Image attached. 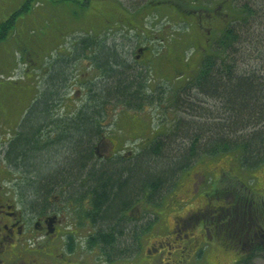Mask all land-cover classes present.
I'll list each match as a JSON object with an SVG mask.
<instances>
[{"label": "rangeland", "instance_id": "obj_1", "mask_svg": "<svg viewBox=\"0 0 264 264\" xmlns=\"http://www.w3.org/2000/svg\"><path fill=\"white\" fill-rule=\"evenodd\" d=\"M145 1L40 0L28 13H22L17 18L9 36L0 42V160H3L11 176L7 183L13 180L12 183L18 185L21 195L27 197L24 205L37 208L38 204L47 203L46 200L38 203L33 201L35 197L31 188L36 185L37 171L44 175L54 171L47 168L43 158L54 155L62 147H46L39 158L34 156L32 161L36 164L35 171L30 166L25 169L23 164L9 161L7 140L14 137V128L30 110L33 97L44 95L49 75L65 62L69 64L66 80L58 90V100L52 106L50 119H59L55 117L60 108L67 107L63 121L76 120L77 111L86 102L83 84L87 79L97 82L102 78L99 71L91 68L86 58L80 62L75 61V42L80 37H100V43L103 41V45H108L106 47L116 52L121 61L127 64L128 71L138 72L136 74L139 77L142 72V81L148 86V93L149 89L158 92L152 96L154 99L158 97V101L152 105H145L138 110L116 103L114 112L110 110L109 115H106L102 125V140L100 137L94 147L100 140L102 144L109 141L115 143L120 155L109 160V163H133L137 159L136 155L124 158L128 150L135 153L140 150L137 155L141 156L148 150L147 145L154 137L168 129L170 134L156 139L166 142L163 157L175 161L174 157L177 156L179 161L187 156L186 147L190 146L181 137L182 134L195 131L201 124L203 131L213 128V120L200 116L207 113L204 108L212 107L216 102L207 95L188 89L191 81L186 79L197 70L205 53L212 52L214 40L233 21L235 10L231 0H197V3L194 0H174L173 4L165 3L158 7L151 5L135 12L137 4L141 5ZM25 2L0 0V22L19 11ZM221 4V12L215 14L214 11ZM191 10L194 13H189ZM63 32L66 34L62 45L60 40ZM207 34L211 36V43L207 41ZM144 46L149 47V52L141 53L138 50ZM90 50L93 52L92 48ZM250 67L258 70L255 64ZM187 92L191 94L190 99L183 97ZM176 94L179 98L173 109L170 99ZM18 101L20 103L16 105ZM175 117L176 122L173 121ZM175 123L178 127L180 125V129L173 132ZM60 129L66 135V127ZM46 132L51 136L49 139L56 136L51 128ZM143 146H146L144 151L141 150ZM40 147L43 146L38 145ZM189 159L190 166L183 173L177 174L174 184H169L159 199L160 204L150 207L146 203L140 207L143 225L156 220L154 228L144 237V249L148 240L166 237L164 231L172 229L175 220L205 206L208 199L217 203L213 198L217 190H228L226 192H229L227 197L230 200H242L244 197L245 202H252L253 207L264 209V161L252 170H245L232 154H221L219 157L195 154ZM93 160L96 167L104 163V160L96 156ZM31 170L36 174H31ZM239 225L240 222L235 229H240ZM246 228L241 235L242 246ZM228 241L225 238L223 241L216 237L210 238L209 244H202L198 252L200 258L191 264H236L237 260L247 254L239 251L238 247L230 246ZM249 255H255L252 258L254 264H264L263 250H256Z\"/></svg>", "mask_w": 264, "mask_h": 264}, {"label": "trees", "instance_id": "obj_2", "mask_svg": "<svg viewBox=\"0 0 264 264\" xmlns=\"http://www.w3.org/2000/svg\"><path fill=\"white\" fill-rule=\"evenodd\" d=\"M39 2L40 0H26L19 11L0 22V42L9 36L17 18L22 13H28ZM165 3L175 2L147 0L141 5L137 4L134 9L137 12L151 5L158 7ZM231 3L235 10L233 21L214 40L212 52L205 53L194 75L187 77L191 81L188 89L207 95L216 102L212 107L204 108L207 113L200 116L213 120L211 123L214 126L203 131L201 124L195 131L182 134L181 137L190 146L186 147L187 156L180 157L179 161L177 156L174 157L175 161L163 157L166 142L156 139L170 134L168 129L156 133L153 141L147 143L148 150L144 154L138 157L140 150L134 152L133 157L136 155L137 159L133 163L106 162L96 167L93 162L96 155L94 143L103 133L102 125L109 111L114 112L116 103L140 110L145 105L157 102L158 97L154 99L152 96L158 92L149 89L148 93V86L142 81V72L139 77L138 72L128 71L127 64L121 61L119 55L106 47L108 45H103V41L100 43V37H80L75 42V61L80 62L86 58L102 78L97 82L87 79L88 84H83L86 102L77 111L76 120L66 122L50 119L52 106L58 100V90L66 80L69 64L65 62L51 75L44 95L39 99L33 97L30 110L15 126V138L7 148L9 161L23 164L25 169L30 166L36 171V164L32 161L34 156L39 158L46 147H62L54 155L43 158L47 168L54 171L45 175L37 171L36 185L31 188L35 197L33 201H43L49 191L60 185L71 184L77 197L91 195V202L96 206V221L105 235L106 245L120 246L125 244L126 239V234L123 235L125 224L121 222L125 210L134 204L136 197L141 203L154 206L160 204L159 199L167 191L169 184H174L177 174L183 173L190 166L191 156L200 154L219 157L221 154H232L245 170L261 165L264 161V0H231ZM127 10L129 11L128 8ZM211 41L212 39L210 43ZM254 64L258 70L250 67ZM183 97L190 99V92ZM177 98L176 94L170 99L173 109ZM173 121L176 122V117ZM60 127H66V135ZM50 128L55 131L53 139H49L51 136L46 132ZM177 128L180 129V125L178 127L175 123L173 132ZM38 145L43 147L38 148ZM145 148L143 146L141 150L144 151ZM34 170L30 173L36 174ZM226 191L228 190H217L213 197L220 200L219 216L224 223L227 215L224 210L233 203L246 201L244 197L242 200H230L227 197L229 192ZM256 250L264 251V245ZM254 256H242L236 264H254Z\"/></svg>", "mask_w": 264, "mask_h": 264}, {"label": "flooded vegetation", "instance_id": "obj_3", "mask_svg": "<svg viewBox=\"0 0 264 264\" xmlns=\"http://www.w3.org/2000/svg\"><path fill=\"white\" fill-rule=\"evenodd\" d=\"M221 8L222 4L214 11L215 14L219 15ZM206 37L210 43L211 36L207 34ZM138 50L147 53L150 49L144 46ZM90 66L94 67L91 63ZM51 78L49 75L47 84ZM82 89L84 91V87ZM19 103L16 102V105ZM66 109L61 107L55 118L63 121ZM15 135L7 143L10 144ZM101 140L95 146L98 159L106 163L120 155L114 142L102 144ZM134 152L128 150L124 158H132ZM8 172L7 166L0 160V264H191L200 258L198 252L202 244H209L212 237L221 241L229 239L230 246L238 247L247 255L264 243V209L253 207L248 202L233 203L224 210L226 224L219 216V198H215L219 202L215 204L210 198L205 206L175 220L172 229L164 231L166 237L148 240L144 249V237L154 228L156 220L143 225L140 207L146 204L136 197L132 207L127 208L121 218L125 224V244L120 247L110 243L109 247L97 224L96 206L91 202L90 194L77 197L72 191L73 186L64 184L49 191L44 199L47 203L42 202L37 208L29 204L26 206L27 197L21 195L18 185L13 184V180L7 183L11 179ZM239 222L240 229H235ZM244 228L246 236L242 246Z\"/></svg>", "mask_w": 264, "mask_h": 264}, {"label": "crops", "instance_id": "obj_4", "mask_svg": "<svg viewBox=\"0 0 264 264\" xmlns=\"http://www.w3.org/2000/svg\"><path fill=\"white\" fill-rule=\"evenodd\" d=\"M62 34H63V36H62V38H61L60 42H61V43H62V45H63V42H62V40H64V37H65V34H66V33H65V32H63ZM62 45H61V47H62L61 49H63V46H62Z\"/></svg>", "mask_w": 264, "mask_h": 264}, {"label": "water", "instance_id": "obj_5", "mask_svg": "<svg viewBox=\"0 0 264 264\" xmlns=\"http://www.w3.org/2000/svg\"><path fill=\"white\" fill-rule=\"evenodd\" d=\"M142 51V50H141ZM264 238V235L262 236Z\"/></svg>", "mask_w": 264, "mask_h": 264}]
</instances>
